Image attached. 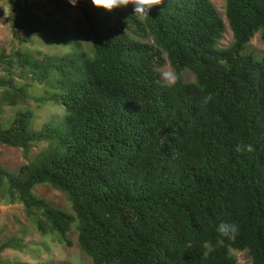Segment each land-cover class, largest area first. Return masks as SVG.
Returning a JSON list of instances; mask_svg holds the SVG:
<instances>
[{"label":"trees","instance_id":"obj_1","mask_svg":"<svg viewBox=\"0 0 264 264\" xmlns=\"http://www.w3.org/2000/svg\"><path fill=\"white\" fill-rule=\"evenodd\" d=\"M41 6L79 11L85 38ZM225 8L234 41L222 48L226 25L211 0H161L143 21L130 6L13 0L19 46L0 53V147L27 162L16 172L0 163V201L20 202L41 236L67 246L75 229L93 264H238L232 250L264 264V59L248 52L255 35L264 40V0ZM39 33L70 49L25 51ZM165 55L174 86L160 80ZM34 84L43 95H31ZM47 103L63 118L34 130V106ZM6 106L16 108L8 127ZM41 184L71 211L38 196ZM221 222L239 225L235 240L217 233ZM25 246L18 234L0 242V264Z\"/></svg>","mask_w":264,"mask_h":264},{"label":"rangeland","instance_id":"obj_2","mask_svg":"<svg viewBox=\"0 0 264 264\" xmlns=\"http://www.w3.org/2000/svg\"><path fill=\"white\" fill-rule=\"evenodd\" d=\"M12 1L0 0V53L3 51L11 53L19 46L13 37L12 28L8 20ZM20 1L23 2L24 0ZM38 1L43 2L44 0ZM211 1L221 14L226 25L224 38L219 44L220 47L225 48L234 41L233 32L226 16V0ZM38 12L43 17L50 18L51 23L57 21L66 22L71 27L73 35L77 38H85L81 29L84 25L80 22L81 13L79 11L71 9L69 12L64 13L54 10L51 6H41ZM21 47L25 51H31L32 53L43 51L53 54H62L70 49L69 47L61 46L58 41L50 39L46 34L41 33L25 40ZM248 52L257 58L264 59V40L261 39L259 34L255 35L251 40ZM165 58L166 63L160 70H170L175 73L167 55H165ZM3 74L4 71L0 68V76ZM184 79L188 82H193L195 81V76L191 71L186 70ZM30 93L33 96H41L44 94V88L39 84H34L30 87ZM24 108L25 106L21 105L17 107V110ZM34 110L36 112L32 126L34 130L40 129L45 122L52 119V116H57V119L63 118L61 116L62 109L51 103L44 104L41 107L34 106ZM15 112L16 108L9 106L4 108L2 120L5 127L10 125L11 118ZM46 145V143H40L34 147L30 159ZM26 162L27 160L19 149L5 145L0 147V163L9 170L19 171L20 166ZM34 191L38 196L45 198L55 206L71 211L70 204L62 192L44 184L37 185ZM16 234L24 238L26 246L23 250L7 249L2 254L4 262L1 264H63L65 262L69 264H93L92 259L80 249L75 229L69 235L73 242L72 246L60 243L54 235L41 236L27 218L24 207L20 202L11 203L2 200L0 201V242ZM231 254L235 257L238 264H252V259L246 251L232 250Z\"/></svg>","mask_w":264,"mask_h":264},{"label":"clouds","instance_id":"obj_3","mask_svg":"<svg viewBox=\"0 0 264 264\" xmlns=\"http://www.w3.org/2000/svg\"><path fill=\"white\" fill-rule=\"evenodd\" d=\"M80 0H68V3L73 7L78 6ZM161 0H90V3L97 10L112 12L117 8L132 7L134 15L138 20L143 21L152 9L160 5ZM160 80L168 86H174L177 82V76L173 71L160 70ZM210 99V97L206 98ZM248 151H252L251 146H248ZM237 151H243L240 146H237ZM217 233L230 240H235L239 233V225L236 223L221 222L216 229Z\"/></svg>","mask_w":264,"mask_h":264}]
</instances>
